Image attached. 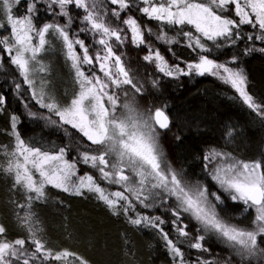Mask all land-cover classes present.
<instances>
[{"label":"rangeland","instance_id":"1","mask_svg":"<svg viewBox=\"0 0 264 264\" xmlns=\"http://www.w3.org/2000/svg\"><path fill=\"white\" fill-rule=\"evenodd\" d=\"M173 1L180 6L178 19L190 20L208 37L217 38L230 32V23L210 7L189 0ZM252 4L264 20V0H252ZM17 6L18 14L25 15L18 20L11 15ZM69 7L86 10L82 24L90 29L92 47L77 37L81 31H71L72 38L65 37V23L59 16L68 18ZM111 15L128 32V46L135 50L145 47L141 59L151 76L157 79L159 73L194 80L208 75L220 79L264 116V109L248 92L249 76L241 61H215L202 56L185 63L168 60L152 45L157 35L149 26L145 28L128 16L123 4L112 10L103 0H0L1 45L20 66L32 96L41 106L39 117L49 127L59 128L65 138L74 142L76 149L73 147L72 151L77 150L73 159H68L67 150L52 156L21 144L3 147V170L31 194L25 205L16 207L18 220L12 229L15 233L16 229L24 228L38 234L42 232L41 223L34 220L35 210L31 211L35 200L50 192L67 198L94 191L106 196L99 191L100 185L110 193H114L113 189L125 191L152 214L159 212L158 208H170L175 217L172 220L179 223H174L176 227H184L180 232L196 225L198 234L206 231L218 235L235 251H231L234 261L264 264V244L260 241L264 237V203L255 206L249 199L253 188L264 189V167L217 151L209 157L210 180L233 200L250 205L255 213V221L244 226L225 221L218 211V192H210L204 183L187 179L170 157L162 141L166 132L155 123L156 111L149 114L142 108L119 104L117 96L111 93V89L121 84L124 68L107 44L104 26L97 25ZM44 16L52 23L44 24ZM38 21L40 27L35 25ZM158 41L167 44L172 52V40L167 41L165 34ZM251 50L264 53V46L252 45ZM56 78L65 87L58 92L53 88ZM3 229L0 223V264H85L81 259L62 258L57 243L50 241L42 240L36 244V250L27 251L17 234L7 235ZM182 235L188 236L186 232ZM197 240L200 242V238ZM204 264L230 263L210 260Z\"/></svg>","mask_w":264,"mask_h":264},{"label":"trees","instance_id":"2","mask_svg":"<svg viewBox=\"0 0 264 264\" xmlns=\"http://www.w3.org/2000/svg\"><path fill=\"white\" fill-rule=\"evenodd\" d=\"M103 2L112 10L123 4L128 16L145 28L149 26L157 35L152 45L168 60L185 63L202 56L215 61H241L249 76L248 92L264 109V53L251 50L252 45L264 46V20L254 9L252 0H189L210 7L230 23V32L217 38L208 37L188 19L179 20L180 6L173 0ZM18 9L17 6L11 12L17 20L25 16L18 14ZM68 11L69 19L59 16L65 23V37L69 38L71 31H81L77 37L92 47L90 29L82 24L86 10L69 7ZM105 17V22L97 25L104 26L107 44L124 68L121 84L111 89L118 103L142 108L149 114L160 109L166 111L172 125L162 130L166 132L162 141L180 172L192 182L204 183L208 191L218 192V211L225 221L240 226L253 223L252 207L233 200L210 180L207 161L217 151L264 167V116L220 79L208 75L194 80L159 73L157 79L151 76L141 59L145 47L135 50L128 46V32L122 22L113 15ZM42 18L44 24L52 23L50 18ZM35 25L40 27V21ZM162 33L167 41L172 40V52L167 44L158 41ZM0 59V223L7 235L17 234L27 251L36 250V244L42 240L57 243L62 258L81 259L85 264H204L210 260L251 264L234 261L231 251H235L231 247L216 234L206 231L198 234L196 225L185 229L188 236L184 237V232H180L184 227H176L174 223L178 222L172 220L175 217L170 208H158L160 211L152 214L125 191L113 189L114 193H110L100 185L99 191L107 198L95 191L72 198L50 192L35 200L31 211L35 210L34 220L41 223L42 232L31 234L21 228L15 233L12 228L18 220L16 207L25 205L31 194L3 170V147L21 144L52 156L67 150L68 159H73L77 150L72 151L74 142L65 138L59 128L49 127L39 117L41 106L32 96L20 66L1 42ZM53 88L58 92L65 87L57 79ZM86 174L90 177V173ZM260 241L264 244V237Z\"/></svg>","mask_w":264,"mask_h":264},{"label":"water","instance_id":"3","mask_svg":"<svg viewBox=\"0 0 264 264\" xmlns=\"http://www.w3.org/2000/svg\"><path fill=\"white\" fill-rule=\"evenodd\" d=\"M154 119L157 127L163 131L169 129L172 124L170 116L164 110L156 111ZM249 199L255 206L262 205L264 203V189L260 186L253 188L249 194Z\"/></svg>","mask_w":264,"mask_h":264},{"label":"bare ground","instance_id":"4","mask_svg":"<svg viewBox=\"0 0 264 264\" xmlns=\"http://www.w3.org/2000/svg\"><path fill=\"white\" fill-rule=\"evenodd\" d=\"M172 122V121H171ZM172 125V124H171Z\"/></svg>","mask_w":264,"mask_h":264}]
</instances>
